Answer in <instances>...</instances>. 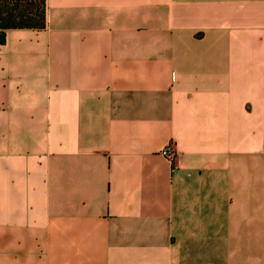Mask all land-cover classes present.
I'll return each instance as SVG.
<instances>
[{"label":"crops","instance_id":"0c3cea01","mask_svg":"<svg viewBox=\"0 0 264 264\" xmlns=\"http://www.w3.org/2000/svg\"><path fill=\"white\" fill-rule=\"evenodd\" d=\"M0 264H264V0H47L6 31Z\"/></svg>","mask_w":264,"mask_h":264},{"label":"trees","instance_id":"16d2710c","mask_svg":"<svg viewBox=\"0 0 264 264\" xmlns=\"http://www.w3.org/2000/svg\"><path fill=\"white\" fill-rule=\"evenodd\" d=\"M47 0H0V44L11 29H44Z\"/></svg>","mask_w":264,"mask_h":264},{"label":"built area","instance_id":"2783aa9c","mask_svg":"<svg viewBox=\"0 0 264 264\" xmlns=\"http://www.w3.org/2000/svg\"><path fill=\"white\" fill-rule=\"evenodd\" d=\"M165 158H167L170 161H174L176 158V152L172 149L171 146L166 147L162 153H161Z\"/></svg>","mask_w":264,"mask_h":264}]
</instances>
